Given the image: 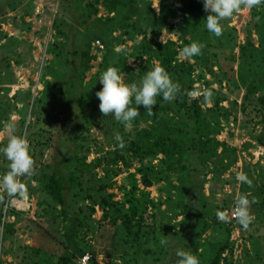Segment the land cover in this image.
<instances>
[{
	"label": "rangeland",
	"instance_id": "rangeland-1",
	"mask_svg": "<svg viewBox=\"0 0 264 264\" xmlns=\"http://www.w3.org/2000/svg\"><path fill=\"white\" fill-rule=\"evenodd\" d=\"M89 1L93 3L84 0L83 4ZM159 2L137 0L140 15H134L132 21L146 32L148 45L171 40L176 43L177 59L193 66L191 77L200 86L197 106L217 131L215 139L225 145L226 151L219 155L218 148L213 158L200 157L201 164L194 157L187 161L184 156L190 169L201 170L200 186L187 170L171 172L145 188L136 175L138 188L147 192L152 202L142 215L139 232L151 233L153 238L147 244L152 249L154 239L158 245L161 240L167 242L160 249H150L151 255L160 252L156 264H174L176 250L189 251L198 256L200 264H210L214 252L224 245L218 264H264V97L262 92L244 97L245 89L236 77L240 46L250 51L251 44L264 50V4L250 10L241 8L221 21L222 35L216 37L207 32V47L200 55L184 58L180 52L185 45L179 39L177 25L155 35L142 22L149 8L158 15ZM93 5L96 15L90 7L83 14L74 0H0V147L8 139L7 123H14L15 134L29 144L36 170L33 177L20 178L26 188L24 196L9 197L0 191V264H36L42 254L55 261L72 252L88 254L95 264H154L141 252L127 248L121 221L117 219L112 224L98 207L100 199L109 196L113 202H122L123 192L130 186L129 175L139 162L133 161L125 168L119 161L116 165L106 161L107 167L116 171L112 175L106 171L105 161L95 166L93 160L109 159L106 154L118 149L114 139L117 134L127 143L136 140L140 129L152 124L146 121L126 127L110 115L103 116L95 96L101 87L100 74L107 67H116L122 81L132 83L144 62L149 71L158 61L150 51L141 53V34L128 40L125 33L114 29L112 37L119 40L108 38L111 27L105 17L111 14L107 15L99 4ZM95 17L103 19L104 25L94 24ZM97 26L99 31L95 32ZM55 40L64 42L66 59L62 67L52 64V55L47 51ZM96 40L102 44L101 49L94 44ZM103 40H110L111 45L106 47ZM86 48L95 58L90 61L91 69L77 94L57 91L55 88L65 86L58 81H53L54 89L43 91V81L50 79L44 73L50 69L67 73ZM208 91L211 96L205 95ZM171 112L174 115L169 116L174 119L184 118L177 109ZM61 144L68 148L65 160L76 154L84 156L87 165L81 185L73 188L76 198L71 200L69 194L67 219L41 186L42 177L57 165L54 162ZM160 158L161 155L143 163L157 165ZM7 165L0 153V175L7 171ZM57 168L64 171L62 163ZM240 172L247 175L250 185L236 179ZM241 194L250 200L255 198L250 205L253 220L247 229L230 216L231 207ZM187 201L188 211L196 215L186 217L187 208L180 205ZM217 211H224L229 221H219Z\"/></svg>",
	"mask_w": 264,
	"mask_h": 264
},
{
	"label": "trees",
	"instance_id": "trees-1",
	"mask_svg": "<svg viewBox=\"0 0 264 264\" xmlns=\"http://www.w3.org/2000/svg\"><path fill=\"white\" fill-rule=\"evenodd\" d=\"M175 1L160 0L158 15L149 8L148 15H144L142 22L146 27L154 31L155 35H159L162 30H172L177 25L179 39L185 46L202 38L205 39L204 34L207 31L204 29V17L206 13L202 8V0ZM74 2L83 14L90 7L93 9V14L96 15L97 8L93 4L101 5L107 15L111 14V16L105 17L108 20V26L111 27L108 32V38L112 37L114 29L125 33L128 40H133L136 35L141 34L143 36L141 53L152 52L158 61V65L162 66L171 79L180 85V91L174 101L167 102L157 97V104L153 106L152 114H149L142 106H138L139 115L134 118L131 126H136L146 121H151L152 124L147 129H140L136 140L125 143L123 149L118 148L107 153L106 156L109 159L104 157L93 160L95 166L105 161L106 171L111 172L112 175H115L116 171L114 168L107 167L109 165L108 162L116 165L119 161L125 168H129L133 161L139 162L135 172L129 175L130 186L127 190H124L122 202H113L109 196L108 198H101L98 207L101 209L103 216L108 217L112 224L117 219L121 221V228L126 235L124 243L127 248L134 253L141 252L156 264L161 256L159 251H156L157 253L154 251L152 255L149 253L152 248L147 243L153 238L151 233L139 232L141 220H143L142 215L148 205H152V202L148 199V193L138 188L135 176H140V183L145 188L149 187L153 181L167 178L171 172L187 170L190 177L196 180L195 182L200 186L203 175L201 170L198 168L190 169L189 164L183 161L184 156L187 161L191 157L198 161L200 157L208 160L217 155L218 148L220 149L218 153L220 155L226 151V147L215 139L217 131L211 127L197 106L196 100L199 96L192 97L189 95L192 90L200 91V86L194 87L195 82L191 77L193 66L177 59L176 43L166 40L165 42L155 43L152 47L145 41L146 32L141 29L138 22L132 21L134 15H140L137 8V0H93V3L89 1L85 4H83L84 0H74ZM102 20L95 17L94 24L101 27L104 25ZM99 26L95 28V32L99 31ZM89 33L91 34V32ZM186 36L188 37L187 39L185 38ZM112 39L115 41L119 40L117 37H112ZM206 42V39L201 41V44H203L201 50L207 47L205 46ZM103 43L106 47L111 45L110 40H103ZM248 46L251 49L250 51L248 50L249 48L244 46L238 48L236 77L245 89L244 97L249 98L255 92H262V97H264V50H261V48L256 49L251 44H248ZM47 49L48 53L52 55V64L62 67L66 59L63 53L64 42L55 40ZM94 58L95 56H90L86 48L79 62L72 65L67 73L62 69H50V71L45 72L44 76L50 77V79L43 81V91L53 88V81H58L65 83V86L64 88L62 86L55 88L57 91L64 89L63 92L65 94H77V90L82 87L83 77L91 69L90 61ZM147 65V62H144L138 70L136 82L147 72L145 70ZM123 66L124 64H122ZM174 109L181 111L184 118L179 116L174 119V114L171 112ZM169 113L173 115L169 116ZM68 137L73 140L72 136ZM67 150V145L61 144L57 150V158L54 162V164L57 162V165L62 163L64 171L58 169L56 165L55 169L50 174L43 176L41 180V186L44 191L59 206L61 214L66 219L69 211V194L71 193V200L76 198V194H72L75 193L73 188L75 184L81 185L82 174L87 168L84 156L78 157L76 154L74 156L70 154L68 159L65 160ZM159 155H161V158L158 160L157 165L143 163L144 160L155 159ZM199 162L201 164V161ZM181 206L187 208L185 209L186 217L196 215L194 211H188L190 210L188 201L184 205L181 204ZM224 247L225 245L223 248L219 247L217 252H214L210 258V264H218ZM160 248V245L154 239V249L152 250ZM83 255L88 254L72 252L71 254L61 255L55 261H52L50 257L42 254L36 264H77L78 259ZM87 264H95L93 258L89 255Z\"/></svg>",
	"mask_w": 264,
	"mask_h": 264
},
{
	"label": "clouds",
	"instance_id": "clouds-1",
	"mask_svg": "<svg viewBox=\"0 0 264 264\" xmlns=\"http://www.w3.org/2000/svg\"><path fill=\"white\" fill-rule=\"evenodd\" d=\"M264 4V0H202V8L206 15L204 17V29L216 37L222 35L223 26L221 21L232 17L241 8L252 9ZM203 44L192 42L183 47L180 55L184 58L198 56ZM122 49H117L119 52ZM98 81L101 85L96 91L98 98V109L103 116H111L117 122L131 127L132 121L139 115L138 106H142L149 114L157 104V97L163 101L171 102L177 97L180 85L174 82L168 72L160 65H154L147 71L138 82L124 83L120 70L116 67H107ZM211 92L205 93L211 96ZM134 105V106H133ZM6 129L8 139L6 144L0 147V153L8 161L7 171L0 175V191L9 197L24 196L25 184L21 177L31 178L36 174L34 161L30 155V147L23 136L15 134L14 123H7ZM115 148L123 149L125 141L117 134L114 137ZM236 179L246 185L251 181L243 172L237 174ZM255 203L248 195L241 194L236 197L234 205V219L244 229H247L253 220L250 214V205ZM216 217L221 222H228L229 216L224 211H217ZM165 240L160 245H166ZM174 264H200L198 256L189 251L176 250Z\"/></svg>",
	"mask_w": 264,
	"mask_h": 264
},
{
	"label": "built area",
	"instance_id": "built-area-1",
	"mask_svg": "<svg viewBox=\"0 0 264 264\" xmlns=\"http://www.w3.org/2000/svg\"><path fill=\"white\" fill-rule=\"evenodd\" d=\"M94 44H95L97 47H99L100 49L103 47L102 44H101L98 40H96V41L94 42ZM194 87H197V84H194ZM198 94H199V92L196 91V90H192V91L189 92V95L192 96V97H195V96H197ZM230 216L234 219V206L231 207V210H230ZM87 262H88V255H83V256H81V257L78 259L77 264H87Z\"/></svg>",
	"mask_w": 264,
	"mask_h": 264
}]
</instances>
